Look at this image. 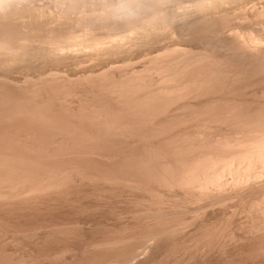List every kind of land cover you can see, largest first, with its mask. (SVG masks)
Returning <instances> with one entry per match:
<instances>
[{
	"label": "bare ground",
	"instance_id": "obj_1",
	"mask_svg": "<svg viewBox=\"0 0 264 264\" xmlns=\"http://www.w3.org/2000/svg\"><path fill=\"white\" fill-rule=\"evenodd\" d=\"M51 1L54 6L56 4L63 7V13L59 10L61 8L58 10L69 19L67 22L63 19L64 15L61 17L57 13L58 10L52 11L55 14H47L45 9L35 7V0H0V83L14 82L18 87V84H22L20 87L27 88L30 83L33 85L32 90L37 88L39 91L43 87L39 88L41 83L45 87L48 83L55 85V82L60 83L63 78L65 86L68 84L69 87L70 83L67 82L70 81L66 79H70V75L66 76L65 72L63 75L61 70L48 73L52 68L47 70L49 65H44V71L42 63L46 64L50 59L59 65L65 61L67 63L71 58L79 61L80 57L76 52L82 50L78 49L83 46L92 47L91 55L96 54L93 59L110 50H116V53L119 49L131 51L141 43L149 51L144 53V62L142 61L140 68L132 65L129 66L130 69L123 70L128 61L127 64L124 63L122 70L117 65H112L117 68L115 73H107V69L102 68L98 78V72L91 70L98 80V103L94 100V103L87 105L89 99L87 102L83 101L86 104L75 105V101L74 105L68 104L70 107L66 109L67 112L64 110L65 114L52 113L54 110L45 112L44 109L48 106L44 107L45 102L41 104L35 97L34 100L30 97L31 100L25 96L27 101L30 99L27 102L21 96L20 101L24 102L15 104L14 109L9 106L11 109L7 115L22 117L24 124L31 127H26L27 130L24 131L27 133L23 131V137V133H18V130L17 135L14 132L12 136L1 131V210L2 206L31 204L47 194H58L71 183L74 185L76 182L85 184L86 181H95L93 187L98 184L97 187L106 190L108 186L109 192H112L108 198L112 207L111 216L106 218L107 221L101 219L98 222L101 228L111 223L109 226L112 230L109 234L93 237V240L91 238V241L88 239L89 235L86 238L87 244H84L86 246L83 249L93 255V264H264V0H109V4L104 2L108 12H103L102 18L113 21L114 25L105 21L111 27L118 26L120 23H115L122 18L121 24L126 28H119L123 31L120 33L116 27L118 31L114 32H118L115 33L117 37L113 32L97 35L98 30L93 29L95 33L89 31L93 25L90 27L89 24V29L86 25L91 16L87 17V24L83 23L86 24L83 26L85 32L79 29L78 33H69L68 26L72 22L69 21L74 19L72 15L81 6L83 9L88 1ZM101 8L104 9L102 5ZM78 11L77 13L81 12ZM32 15L40 16V19L44 16L48 28L42 29V32L35 25L27 26L25 18ZM24 16L26 17L22 19ZM80 20L75 18L73 21L77 27H74L75 30L79 28L75 22ZM63 21L67 23V34L60 30L55 33ZM19 22L22 26L25 23V30L19 29ZM64 22L62 24L66 25ZM29 23L31 25L33 22ZM165 35L166 38L179 37L180 41L172 43L168 40L170 43L166 44V40L162 39ZM155 39L156 42L159 39L160 43L165 40V44L161 43L154 53L149 47H152ZM75 46H79L77 51ZM25 60L30 61L29 64L41 61L38 65H41L39 69L42 68L43 71L39 72L37 68L35 72L38 73L32 74V71L25 72L22 69L19 76L18 73L14 74ZM137 60L135 61L138 62ZM37 63L34 64L37 66ZM113 71L116 70L113 68ZM84 77L81 81L85 83L89 78ZM75 84L74 87L78 85ZM0 85L2 90L3 85ZM53 85H50L52 90H60V86L55 85L58 88H54ZM88 85L85 84L89 87L91 83ZM65 86L61 87L68 89ZM22 88L21 92L28 90ZM70 88L68 93L72 95ZM93 88L90 90L93 91ZM86 89L84 91L87 92ZM37 90L36 93L33 91L36 97L39 93ZM47 90L50 92L51 89ZM96 90L97 88L94 91ZM40 93L38 98H42ZM43 94L49 102L48 95ZM86 94H81V97L83 95L84 99L90 98ZM10 100L13 101L11 98ZM59 100L60 98L57 101ZM63 100L55 107H59V104L63 107L66 101L69 103L66 99L62 105ZM57 101L53 100L51 103ZM92 154L100 161L94 162L93 172L91 164L89 171L88 165H85V169L82 166L84 163L77 161L79 157L82 159V156L85 158ZM89 163L90 161L87 164ZM87 184L85 185L88 186ZM78 185L80 184L76 187ZM69 225H41L35 227L31 234H26L29 237L32 235V238L42 235L47 237L59 232L63 235V232L72 227H77L75 231L80 227L79 224ZM4 236L7 237L6 234ZM8 237L3 241L11 239ZM16 238L13 237V242ZM36 240L33 242L38 241ZM66 251L68 250L62 247L53 251L51 256H61ZM3 252L2 255H5ZM70 252L68 251L69 254ZM25 254H21V257ZM91 258H88L90 262ZM8 261V264H15L17 259L14 262Z\"/></svg>",
	"mask_w": 264,
	"mask_h": 264
},
{
	"label": "rangeland",
	"instance_id": "obj_2",
	"mask_svg": "<svg viewBox=\"0 0 264 264\" xmlns=\"http://www.w3.org/2000/svg\"><path fill=\"white\" fill-rule=\"evenodd\" d=\"M37 1V2H36ZM88 2H85V5H84V3L83 4H81V5H84L83 6V9H81V7L78 9V10H81V12L80 13H77V12H79L78 10H77V12H74V13H76V14H71L72 16H74V19H70V21H69V23L72 21H74L75 20V18H77V20H83L85 17H86V19H84L82 22H81V20L80 21H78V22H80L79 24H78V22L76 21L75 22V24L79 27L77 30H75V28H77L76 26H74V22H73V25H72V22L70 23V26L72 25L73 27L72 28H70V26H68V32L69 33H74V31H76L75 33H78L77 31L79 30V29H81L82 31L84 30V32H85V27H83V26H85L87 23H88V19H87V17L89 18V16H91L90 17V21H89V23L86 25V28H88L89 29V26L91 27V25H93L92 27H91V29L89 30V31H91V32H93L94 30L93 29H95V30H98V31H96V34L97 35H100V34H106L107 33V31L110 33H112L113 32V34H114V36H116L117 34H115V33H118V32H114L115 30L116 31H118V30H120L122 27V29L123 30H125L126 28L124 27V25L123 24H121V22H122V18L120 19H118L117 21V23H115V24H117L118 25V23H120L119 25H120V27H119V25L118 26H116V27H118V30L117 29H115L116 27H111L112 25H110L111 23H113V25H114V22L113 21H111L110 22V20L109 19H106L105 17V20H104V18H102L103 16V12H108L107 10V8L105 7V6H107L106 4L108 3H110L111 1H109V0H93L92 2H90L91 0H87ZM96 1V2H95ZM98 1V2H97ZM54 2V4H55V1H53ZM106 4H105V3ZM42 5V6H40V4ZM87 3V4H86ZM90 3H92V4H90ZM94 3V4H93ZM100 3V4H99ZM36 4V5H35ZM45 4V5H44ZM48 4V5H47ZM89 4V5H88ZM104 4V5H103ZM33 5L36 7L37 6V8L39 7L40 8V10H44L45 9V12L48 14H52V13H54L55 14V12L58 10V8H61L59 5H56L55 4V6L53 5V3H52V1L50 0H35V3L33 2ZM94 5V6H93ZM101 5H102V7H104V9L103 8H101L100 9V7H101ZM59 6V7H58ZM97 6V7H96ZM47 7V8H46ZM54 7H55V9H54ZM49 8H50V10H49ZM63 8V7H62ZM59 9L60 11L61 10H63V9ZM109 8V7H108ZM100 9V10H99ZM103 9V10H102ZM57 11V13H59L60 15H61V17L64 15H62V13L60 12V11ZM49 11V12H48ZM52 11H55V12H52ZM101 12V13H100ZM58 14V15H59ZM105 14V13H104ZM82 15V16H81ZM36 16V15H35ZM84 16V17H83ZM26 16H24L22 19H24ZM42 17V16H41ZM60 16L58 17V18H60V20L62 19ZM71 17V16H70ZM82 17V18H81ZM27 18H28V20H27ZM44 18V19H43ZM73 18V17H72ZM80 18V19H79ZM94 18V19H93ZM31 19V20H30ZM43 19V20H42ZM42 19H40V16H36V17H34L33 15L31 16V17H26L25 18V23L28 21V23L26 24L27 26L29 25V27L31 26V27H33V25H35L36 27H37V29H39L40 30V28H41V30L43 29V30H45L46 28H48L47 26H46V23H47V21H46V18L43 16L42 17ZM63 19H64V21H68L69 19H67V17H65V15H64V17H63ZM62 19V20H63ZM66 19V20H65ZM45 20V21H44ZM59 19H58V21H60ZM106 20H108L107 22L108 23H110L109 25L110 26H107L108 24H107V22H105ZM121 20V21H120ZM63 21V22H64ZM94 21V22H93ZM29 22H33L31 25H30V23ZM42 22H44L45 24H43ZM63 22H60V25H58V27L60 26V28H61V25H63L62 23ZM66 22H64V23H66ZM104 22V23H103ZM20 23V22H19ZM18 23V24H19ZM24 23V24H25ZM43 25H42V24ZM82 23V24H81ZM83 23H86V24H84L83 25ZM17 24V23H16ZM21 24V25H20ZM19 25V29L20 30H22V29H24L25 30V26H24V24H23V26H22V23H20ZM48 24V23H47ZM53 24V23H52ZM90 24V25H89ZM95 24V25H94ZM105 24V25H104ZM80 25H82V27L80 26ZM89 25V26H88ZM121 25H123V26H121ZM26 26V27H27ZM64 26V27H63ZM62 26V30L59 28L58 29V31H56L55 33H58V32H60V31H63L64 33H65V31H66V33L65 34H67V23H66V25L64 24ZM101 26H103V27H101ZM22 27H24V28H22ZM43 27V28H42ZM75 27V28H74ZM108 27H109V29H108ZM64 28H65V30H64ZM69 28H70V30H69ZM97 28V29H96ZM120 28V29H119ZM26 29H28V28H26ZM50 29V28H49ZM100 29V30H99ZM104 29V30H103ZM113 31H112V30ZM43 30H42V32H43ZM57 30V29H56ZM60 30V31H59ZM111 30V31H110ZM70 31H72V32H70ZM80 31V30H79ZM86 31H88L87 29H86ZM88 31V32H89ZM121 32L120 33H123V31L122 30H120ZM83 32V33H84ZM98 32V33H97ZM103 32V33H102ZM106 32V33H105ZM126 32H128V31H126ZM80 33H82V32H79V34ZM94 33H95V31H94ZM35 34H37V33H35ZM35 34H32L33 36L35 35ZM108 34V33H107ZM106 34V35H107ZM110 35H112V34H110ZM166 36L167 35H165L164 37H162V39H165L166 40V44L167 43H170V42H174V43H177V42H179L180 40H179V37H178V39H177V37L175 36L174 38H172V37H168V38H166ZM117 37V36H116ZM176 38V39H175ZM17 39V38H16ZM160 40H161V38H160ZM159 39H158V41H160ZM165 40H163V42L161 41V43L160 42H158V45H157V42H156V39H155V43H153L152 44V47H149V49H151L154 53H155V50L156 49H158V47H160L161 45H164L165 43ZM170 42H169V41ZM179 40V41H178ZM172 42V43H173ZM161 44V45H160ZM107 45H109V44H107ZM153 45H154V47H153ZM140 46V47H139ZM76 47V46H75ZM74 47V48H75ZM79 47V46H78ZM78 47H76L75 49H76V51H77V48ZM83 47H85V46H83ZM83 47H80L78 50H80V49H82V50H80V51H77L76 53H77V56L78 57H80L79 58V61L77 60V61H75V59L74 58H71L70 60L72 61H70V60H68L67 61V63H66V61L65 62H63V63H60L61 65H59L56 61V63L55 62H53V60L52 59H50V60H52L51 62L52 63H50V60H48L47 62H45L46 64H44V63H42L43 65H42V68L44 69V65H46V66H48V68H46L47 70L49 69V68H52L51 70L49 69L48 70V73H52V72H49V71H57L58 70V72H61V71H63V72H61V73H63V75H64V72L66 73V76H68V75H70L69 76V78L70 79H66V81L67 80H69L70 82H67V83H70L69 84V87H68V84H66V86H65V79H60L61 81H63V82H61L60 80V83L59 82H55L54 84L55 85H57L58 87L60 86H65V87H68V89L70 88V90H71V93H72V95L70 94V92L68 93V89L67 88H65V89H63V87H59V89L61 90H59V91H57V89H55V90H52V86H50V85H53V83H48L49 85H47L48 87H50V88H48L47 86L45 87V85L44 84H40L39 85V88L41 87V86H43V87H45V88H43L44 90H42V88H40L41 90H37V88H36V90L40 93V91H41V93L40 94H42V98L40 99V98H38V96H40L39 95V93H37L38 94V96L36 97L35 95H34V92L33 91H35V93H36V90L34 89V90H32V86L33 85H31L30 83L28 84V86H29V88H27V86H22V87H20L21 85L20 84H18L19 85V87L13 82H3V83H0V84H2L3 86H2V90H1V87H0V98L2 99V100H0V108L3 110H1L0 111V115H1V117H0V134H3L4 132H5V134L6 135H8V134H10L9 136H12L13 135V133L15 132L16 133V135H17V131L16 130H18V133H19V131H20V134H22V137L25 135L24 134V132L27 130L26 129V127H28L27 125H25L24 123V119L22 118V117H20L19 118V116H17V117H15L16 115H10L11 116V118H13V120H14V122H12L13 120H11V118H10V116L9 115H7L8 114V112H9V110L12 108V109H14L15 108V104L16 105H19L20 103H22V102H24L23 100H21L20 101V99L22 98V99H24V98H30V97H32V99L34 100V97H35V100L36 101H40L39 103H44L45 102V104H43V106L44 107H47V109H44V111L45 112H50L51 110L53 111L54 110V112H52V113H64L65 111L64 110H66V109H68L69 107H70V105H68V104H71V105H74L75 104V101H76V104L75 105H77V104H79V105H82V103L83 104H86L85 102H87V101H89V99H90V101L89 102H87V105H89V104H92V103H94L95 101H97V98H99V97H97V96H99L100 94H97V91H98V86L96 87V85H98L97 84V78H98V74L101 72V70H102V68H103V70H106V72L107 73H110L109 71H111V73H115V72H117V68L118 67H120V70H122V68H123V66H124V63L125 64H127L126 62H128L129 61V63L128 64H130V65H125L126 66V68L124 67L123 68V70L124 69H130V67H132V65H134L135 66V68H140L141 66H142V64H143V62H144V58H145V55H144V53L145 52H147V51H149V50H147L148 48H147V46H145V45H142V43L141 44H139L138 45V48H137V46L135 47V48H133L131 51L130 50H126V49H123L124 50V52H123V50H121V49H117L118 50V53H116L117 51L116 50H110L112 53H115V54H112V53H109L108 51H106V52H103V53H105L104 55H103V53L102 54H100V57H99V55H97L96 57L98 58H94L93 59V56L95 57V55L96 54H94L93 56L91 55V48L92 47H85L84 48V51H83ZM35 49V48H34ZM33 49V50H34ZM74 49V50H75ZM86 49V50H85ZM88 49V50H87ZM143 49V50H142ZM154 49V50H153ZM90 50V51H89ZM122 51V52H119V51ZM138 50V51H137ZM79 52V53H78ZM138 52V53H137ZM90 53V54H89ZM109 53V54H108ZM128 53V54H127ZM132 53H134V54H132ZM142 53V54H141ZM79 54V55H78ZM137 54V55H136ZM146 54V53H145ZM139 55H140V57H139ZM144 55V56H143ZM130 56V57H129ZM138 58H137V57ZM86 57V58H85ZM20 58V57H19ZM22 58V57H21ZM76 58V57H75ZM111 60H110V59ZM143 60H142V59ZM89 59H91V61L90 62H88V60ZM100 59V60H99ZM138 59V60H137ZM141 59V61H139ZM75 62H74V61ZM81 60V61H80ZM87 60V61H86ZM135 60H137L138 62H134ZM38 61V60H37ZM86 62V63H84V62ZM93 61V62H92ZM106 61V62H105ZM131 61H133L134 62V64H133V62H132V64L130 63ZM143 61V62H142ZM21 62V61H20ZM27 64H26V63ZM25 62H21V66H24V67H21L20 66V63H19V66H20V68H19V70L17 69L16 71V73H14V74H17L18 76L20 75V74H22V73H20L21 72V70L23 69V71H25V72H31L32 74H34V72L36 71L35 69H39L40 67H41V65L39 66L38 64L39 63H41V61L39 62V63H37V62H35V61H33V62H31V64H29L30 63V61L29 62H27V60H25ZM76 62H78V63H76ZM92 62V63H91ZM120 62V63H119ZM37 63V66L35 65V64ZM70 63H73V64H70ZM116 63V64H115ZM22 64H24V65H22ZM48 64V65H47ZM51 64L53 65L52 67H51ZM80 64H82V65H80ZM84 64V65H83ZM91 66V64H92V66L91 67H89V65ZM99 64H100V66H99ZM118 64H121V65H118ZM85 65H86V67H88V68H86L85 67ZM88 65V66H87ZM95 65V66H94ZM109 65H110V68H111V70H110V68H109ZM112 65H117V68H116V66H114V67H112ZM139 65V66H138ZM141 65V66H140ZM33 66V67H32ZM58 67V69H57V67ZM74 68H73V67ZM79 66V67H78ZM82 66V67H81ZM84 66V67H83ZM130 66V67H129ZM27 67V68H26ZM77 67V68H76ZM106 67V68H105ZM108 67V68H107ZM41 68V70L39 69H37V71H43V69ZM71 68V69H70ZM83 68V69H82ZM113 68L116 70V71H113ZM28 69V70H27ZM31 69V70H30ZM46 69H44V71L46 70ZM69 69H70V74H69ZM76 69V70H75ZM93 69V71L94 70H96V72H98V73H96L95 71V73H96V75H97V78H95L96 76H95V73H94V75L93 74H90V72H91V70ZM100 71H99V70ZM119 69V68H118ZM61 70V71H60ZM68 70V71H67ZM71 70H72V72L74 73H71ZM83 70V71H82ZM102 70V71H103ZM19 71V72H18ZM22 71V72H23ZM86 71V72H85ZM119 71V70H118ZM91 72V73H92ZM35 73H38V72H35ZM83 73H85V74H83ZM90 74V75H87V74ZM68 74V75H67ZM80 76H79V75ZM81 74H83L82 75V77H81ZM78 75V76H77ZM65 76V77H66ZM85 76V77H84ZM90 76H91V78H90ZM92 76H93V79H92ZM72 77H73V79L75 78V80L77 79H79L78 81H76L75 82V80H73L72 79ZM78 77V78H77ZM83 77L86 79V78H89V79H86V81H85V83L84 82H82L83 81ZM95 78V79H94ZM72 79V80H71ZM81 79H82V81H81ZM22 80V79H21ZM88 80H90L89 81V85H90V83H91V86L92 87H94L93 89L95 90L96 88H97V90H96V92L93 90V91H91L92 90V87L91 86H89L87 83V81ZM94 81V82H92V81ZM96 80V81H95ZM74 81V84H72V82ZM81 82V83H80ZM9 85H8V84ZM57 83V84H56ZM61 83H62V85H61ZM64 83V84H63ZM75 83H77L78 85L76 86V87H74L76 84ZM83 83V84H82ZM6 84H7V86H6ZM12 84V85H11ZM15 84V85H14ZM60 84V85H59ZM85 84H86V86L88 85L90 88H91V90H90V88L89 87H86L85 86ZM93 84V85H92ZM10 85H11V87H10ZM24 85H27V84H24ZM30 85H31V88H30ZM37 85V84H36ZM35 85V86H36ZM55 85H53V87L55 86ZM1 86V85H0ZM4 86H6L5 87V89H6V91L4 92ZM14 86V87H13ZM15 86H17V87H15ZM36 87H38V85L36 86ZM56 87V86H55ZM54 87V88H55ZM58 87H56V88H58ZM96 87V88H95ZM22 88V90L24 89V88H26V89H28L30 92H28V90L26 91V90H23V91H25V92H21V89ZM73 88V89H72ZM76 88V89H75ZM84 88V89H83ZM86 88H88V89H86ZM10 89V90H9ZM16 89V90H15ZM19 89V90H18ZM47 89H51L50 90V92H49V90H47ZM67 89V90H66ZM75 89V90H74ZM87 90V92L86 91H84V90ZM31 90H32V92H31ZM10 91V92H9ZM14 91H17V92H15L16 93V96H15V93H14ZM19 91H20V93L21 94H23V95H21V94H19ZM46 91H47V93H50L49 95L46 93ZM57 91V92H56ZM63 91V92H62ZM65 91H67L66 92V94L64 95V92ZM73 91H75L74 93H73ZM90 93H89V92ZM6 92H8V93H6ZM45 93V94H47L48 95V99H49V102L47 101V98H45L46 96H44V94L43 93ZM58 92H62V94L61 93H59L60 94V97H57V96H59V94H58ZM79 93V95H78V93ZM96 94H95V93ZM4 93H5V95H4ZM26 93V94H25ZM30 93H32V95H34V96H32L31 94L29 95ZM55 93H57V94H55ZM75 93H77V94H75ZM86 94V97H90V98H87V99H84V96L83 95H85ZM92 93L95 95H92ZM99 93V92H98ZM52 94H53V96H52ZM69 94V95H68ZM75 94V95H74ZM81 94H83L82 95V97H81ZM6 95H8V96H6ZM18 95V96H17ZM28 95H29V97H28ZM54 95H57L56 97L59 99L60 98V100L59 101H57L58 99L56 98V97H54ZM65 96V97H62V96ZM76 97V98H74L73 99V97L74 96ZM92 95V96H91ZM5 96V97H4ZM15 96V97H14ZM19 96H20V98H19ZM22 96V97H21ZM26 96V97H25ZM53 98H52V97ZM15 99H14V98ZM46 99V101H44L45 99ZM62 97V98H61ZM66 97H68V98H66ZM80 97V98H79ZM85 97V98H86ZM96 97V98H95ZM6 98H7V101H6ZM10 98L11 99H13V101H11L10 100ZM27 98L25 99V101H27ZM65 98V100H63ZM82 98H83V100H82ZM92 98H94L93 100H92ZM31 99V98H30ZM30 99H28V101H30ZM31 99V100H32ZM61 99L63 100L62 102H61V104L63 105L64 103V101H66V99H68V101H69V103L66 101V107H65V109L63 108L64 107V105H63V107L62 106H60V104H59V107H55L56 105H58V103H60V101H61ZM78 99L79 100H82V101H78ZM10 100V101H9ZM53 100L55 101H57V102H55V103H51V101L53 102ZM72 100V101H71ZM74 100V101H73ZM93 102H92V101ZM95 100V101H94ZM16 101H18V104H17V102ZM20 101V102H19ZM27 101V102H28ZM43 101V102H42ZM70 101H71V103H70ZM83 101H85V102H83ZM2 102V103H1ZM7 102V103H6ZM12 104V105H10V103ZM73 102H74V104H73ZM79 102V103H78ZM3 103H5V104H3ZM97 103H98V101H97ZM48 104V105H47ZM53 104H55V105H53ZM5 105V106H4ZM78 105V106H79ZM3 106V107H2ZM9 106H11V108L9 107ZM53 108H52V107ZM78 106H75V107H78ZM17 107V106H16ZM61 107V108H60ZM71 107H73V106H71ZM4 108H6V109H4ZM60 108V109H59ZM63 108V109H62ZM56 109H57V111H56ZM8 110V111H7ZM59 110H61L62 112H60ZM6 111V112H5ZM66 112H67V110H66ZM65 112V113H66ZM3 113V114H2ZM64 113V114H65ZM3 115V116H2ZM5 115L6 116H8L9 118L7 119L6 117H5ZM3 117H5V118H3ZM16 119H15V118ZM3 118V119H2ZM9 119H10V122H9ZM16 120H17V122H16ZM2 121H8V123L6 124V123H3ZM19 121V122H18ZM21 121V122H20ZM15 125H14V124ZM19 123V124H18ZM4 124V125H3ZM10 124V125H9ZM21 124H22V126H21ZM14 125V126H13ZM8 126V127H7ZM11 126V127H10ZM13 126V127H12ZM24 126V127H23ZM30 126V125H29ZM3 127H4V130H3ZM18 127V128H17ZM20 127V128H19ZM31 127V126H30ZM30 127H28V128H30ZM35 127V126H34ZM6 128V129H5ZM12 128V129H11ZM2 129V130H1ZM8 130H9V132H8ZM11 130H12V132H11ZM15 130V131H14ZM22 130V131H21ZM25 130V131H24ZM3 133H2V132ZM24 131V132H23ZM25 133H27V132H25ZM90 156V157H89ZM83 158L81 159V157H79L80 158V160H78L79 158H77V161H79V162H82V163H84L83 165H82V163H80L85 169H86V166L85 165H88L87 167H88V169H89V167H90V164H91V169H92V172H93V170H94V166H95V163L97 162V163H100V161L98 160V159H96L97 157L96 156H94L93 154H92V156L91 155H86L85 156V158H86V160H85V158H84V156H82ZM95 157V158H94ZM87 158H88V160L90 161V163L89 164H87L89 161L87 160ZM83 160V161H82ZM92 160H95V161H92ZM97 160V161H96ZM88 161V162H87ZM94 163V164H92V162ZM85 162H86V164H85ZM94 165V166H93ZM96 168V167H95ZM91 169H89V171H91ZM87 182L90 184H87ZM92 184H91V183ZM86 181V183L85 184H87L88 186H86L83 182L81 183H75L74 185H72L73 183H71L70 184V186L68 185L67 186V188L65 189V191H64V189H63V191L61 192V191H59L58 192V194H57V192H54V193H50V195L49 194H47L46 196H42L41 198L39 197L38 199L39 200H41L40 202H38L39 200H37V202L35 201V202H31V204H33L34 206H31V204L30 203H27V204H25V205H22V203H17L18 205H16L15 206V204H14V207H13V205L11 206H7V207H5V206H2V210H1V207H0V230H3V231H0V233H2V235L0 234V248L1 247H4L3 249H0V264H2L3 262L2 261H4V259H5V261H4V264L6 263V264H8L6 261H11V262H14V261H16V259H17V262L15 263V264H23L24 262V264H28V262L29 261H31L32 263H29V264H33V262H34V264H65L66 262H68V264H93V261H92V258H93V255L89 252V253H87V251H85V249H83L86 245H84V244H87V239L86 238H88L89 236V240L91 239V240H93L94 238H97V237H99V236H101V235H103V234H109V233H111L110 231L112 230L111 228H110V224L109 223H107L106 224V226H104L103 228H101V227H99L98 226V222H99V220H103V219H105L106 220V218H108V217H110L111 216V204H110V202H109V196L111 195V190H110V192H109V187L107 186V188H106V190H104V189H102V188H100V186L99 187H97L98 186V184H97V186H96V184L94 185L95 187H93L92 185H93V182H95V181ZM77 184H80V185H78L79 187H76V185ZM83 186H82V185ZM72 185V186H71ZM85 185V186H84ZM83 188H82V187ZM92 188H91V187ZM69 187H70V189H72V190H70L69 189ZM96 187H97V189H96ZM76 188V189H75ZM74 189V190H73ZM83 189V190H82ZM99 189V190H98ZM101 189V190H100ZM69 190V191H68ZM77 191V192H76ZM102 193V194H100V192ZM105 193H104V192ZM80 192V193H79ZM97 194H96V193ZM63 193V194H62ZM67 193V194H66ZM90 193H91V196H90ZM93 193V194H92ZM52 194V195H51ZM57 194V195H56ZM69 194V195H68ZM87 194V195H86ZM99 194V195H98ZM50 197H49V196ZM61 195V196H60ZM70 196V197H68V196ZM85 195V196H84ZM100 195H102V197H100ZM105 195V196H104ZM57 196V197H56ZM60 196V197H59ZM83 196V197H82ZM54 197H55V199H54ZM86 197V198H85ZM88 197V198H87ZM105 197V198H104ZM50 200H49V199ZM82 198V199H81ZM102 198V199H101ZM43 199H44V201H43ZM98 199V200H97ZM101 199V200H100ZM58 200V201H57ZM108 200V201H107ZM67 201V202H66ZM73 201V202H72ZM64 202V203H63ZM100 202V203H99ZM35 203L37 204V205H35ZM47 203V204H46ZM67 203V204H66ZM38 204H40V205H38ZM75 204H76V206H75ZM90 204V205H89ZM97 205V207H96V205ZM104 204V205H103ZM27 205V206H26ZM43 205V206H42ZM47 205V206H46ZM101 205H102V207H101ZM106 205V206H105ZM108 205H110V206H108ZM17 206H19V209H18V207ZM21 206V207H20ZM55 206V207H54ZM90 206V207H89ZM105 206V207H104ZM110 208V210L109 209H107L108 207ZM16 207V209H14ZM35 207H36V209H35ZM59 207H60V209H59ZM7 208V209H6ZM12 208V209H11ZM22 208V209H21ZM26 208V209H25ZM48 208H50V209H48ZM52 208H54V209H52ZM98 208V209H97ZM5 209V210H4ZM74 209V210H73ZM83 209H84V211H83ZM97 209V210H96ZM42 210H44L43 212H42ZM49 210H50V212H49ZM53 210V211H52ZM92 210V211H91ZM21 212V214H20V212ZM25 211V212H24ZM31 211V212H30ZM39 211V212H38ZM56 211V212H55ZM78 211V212H77ZM89 211V212H88ZM91 211V212H90ZM104 212V213H103ZM46 215H45V214ZM101 213V214H100ZM4 214H5V216H4ZM19 214V215H18ZM37 214V215H36ZM49 214V215H48ZM7 215V216H6ZM32 216V217H31ZM88 216V217H87ZM93 218V219H92ZM109 219V218H108ZM107 219V220H108ZM104 220V221H105ZM106 220V221H107ZM52 221V222H51ZM87 222V224H86V222ZM8 222H9V224H8ZM14 222V223H13ZM4 223V224H3ZM65 223V224H64ZM69 223H70V225H69ZM94 223V224H93ZM76 224H79L80 225V229L82 230L81 231V233L79 232L80 231V229L78 228L77 230L78 231H75L76 230V228L77 227H72V229L70 228L67 232H63V235L59 232V233H56V234H51V236L50 235H48L47 237L46 236H44V235H42V236H34V238H32L33 236L31 235L30 237H29V235H27V234H31V232H33V230L34 229H36V228H38L39 226H41V225H61V226H66V225H69V226H74V225H76ZM5 225V226H4ZM86 225H88V227L86 226ZM91 225H95V226H92L91 227ZM108 225V226H107ZM25 226V227H24ZM85 226H86V229H85ZM89 226L91 227V228H89ZM19 227V228H18ZM34 227V228H33ZM36 227V228H35ZM95 227H96V229H95ZM106 227H109V228H106ZM10 228V229H9ZM16 228V229H15ZM74 228V229H73ZM88 228L90 229V230H88ZM98 228V229H97ZM101 228V229H100ZM29 229V230H28ZM110 229V230H109ZM15 230H17V231H15ZM23 232H22V231ZM71 230V231H70ZM93 230V231H92ZM95 230H97V231H99V232H97V231H95ZM108 230V231H107ZM6 231V232H5ZM18 231H20V232H18ZM75 231V232H74ZM90 231H92V232H90ZM18 232V233H17ZM85 232V233H84ZM104 232V233H103ZM10 233V234H9ZM14 234V235H12V234ZM17 233V234H16ZM27 233V234H26ZM64 233H66V234H64ZM73 235H72V234ZM97 233V234H96ZM7 235V237L9 236V237H11V239H6L5 241H3V239L4 238H7V237H5L4 235ZM22 234V235H21ZM61 234V235H60ZM68 234V235H67ZM92 234V235H91ZM100 234V235H99ZM16 235H18L17 236V238L15 237ZM21 235V236H20ZM78 235H83V236H78ZM84 235H86V236H84ZM89 235V236H88ZM98 235V236H97ZM4 236V237H3ZM14 237V239L16 238L17 240H15L14 242H13V237ZM69 236V237H68ZM8 237V238H9ZM23 237V238H22ZM43 237V238H42ZM45 237V238H44ZM50 237V238H49ZM54 237V238H53ZM79 237V238H78ZM84 237V238H83ZM94 237V238H93ZM29 238V239H28ZM37 238H40L39 240L37 239ZM38 241H37V240ZM76 239V240H75ZM82 239V240H81ZM9 240V241H8ZM18 240H21V241H18ZM32 240V241H31ZM34 240H36L37 242H33ZM84 240V241H83ZM86 240V241H85ZM89 240H88V242H89ZM90 240V241H91ZM7 241H8V243H7ZM26 241V242H25ZM30 241V242H29ZM63 241V242H62ZM78 241V242H77ZM1 242H3V243H1ZM6 242V243H5ZM14 244H13V243ZM21 242H23V243H21ZM31 242H33V243H31ZM77 242V243H76ZM86 242V243H85ZM4 243H5V245H4ZM26 243V244H25ZM31 243V244H30ZM78 243H80V244H78ZM23 244V245H22ZM24 244L25 245H27L28 246V248H27V246H24ZM30 244V245H29ZM7 245V246H6ZM9 245V246H8ZM16 245H18V246H16ZM41 245V246H40ZM60 245V246H59ZM67 245V246H66ZM74 245V246H73ZM35 246V247H34ZM56 246V247H55ZM66 248L69 252L71 251V250H74V252L76 253H74L73 251H71L70 252V254L68 253V251H66L63 255H61V256H56V255H54V256H56L55 257V259H54V256H51V254H52V252L53 251H55L56 249H59V248ZM73 246V248H71ZM79 246V247H78ZM82 247V248H81ZM8 250H7V249ZM16 248V249H15ZM19 248V249H18ZM27 249V250H25L24 251V249ZM77 248H79V249H77ZM80 248H81V250H80ZM20 249H22V250H20ZM70 249V250H69ZM7 250V252H5ZM30 250V251H29ZM33 250V251H32ZM44 250V251H43ZM49 250H51V251H49ZM84 250V251H83ZM4 251V252H3ZM16 251V252H15ZM24 251V252H23ZM32 251V252H31ZM36 251V252H35ZM79 251H81V252H79ZM82 251L85 253H82ZM2 252H3V254H7L8 252L9 253H11V254H7L8 256H10V257H8L6 254L5 255H2ZM19 252V253H18ZM20 252H21V254H25V252H26V254H25V256L23 255V257H21L22 255L20 254ZM23 252V253H22ZM28 252V253H27ZM29 252L31 253V254H29ZM73 252V253H72ZM80 253V254H79ZM79 254V255H78ZM86 254H88V255H86ZM90 254V255H89ZM14 257H13V256ZM20 255V256H19ZM26 255L28 256V257H26ZM34 255V256H33ZM45 255V256H44ZM48 255V256H47ZM53 255V254H52ZM68 255V256H67ZM75 255V256H74ZM82 255V256H81ZM50 256V257H49ZM65 256H67V257H65ZM19 257H21L22 259H19ZM45 257V258H44ZM48 257V258H47ZM61 257H63V258H61ZM72 257V258H71ZM78 257V258H77ZM91 258V261L92 262H90V260L88 259V258ZM35 258V260L37 261H35V260H33ZM37 258V259H36ZM39 258V259H38ZM58 258V259H57ZM11 259V260H10ZM18 259H19V261L20 260H22L23 261V259H24V261H23V263H22V261H18ZM26 259V260H25ZM44 259V260H43ZM49 259V260H48ZM64 259V260H63ZM69 259H71V260H69ZM33 260V261H32ZM46 260H48V261H46ZM68 260V261H67ZM73 260V261H72ZM75 260V261H74ZM89 260V261H88ZM8 261V262H9ZM61 261V262H60ZM77 261V262H76ZM81 261V262H80ZM19 262V263H18ZM55 262V263H54ZM70 262V263H69ZM160 262V261H159ZM150 263H152V262H150ZM149 263V264H150ZM11 264V263H10ZM12 264H14V263H12ZM67 264V263H66ZM94 264H95V262H94ZM140 264H144V262H142V263H140ZM145 264H147V262L145 263Z\"/></svg>",
	"mask_w": 264,
	"mask_h": 264
}]
</instances>
